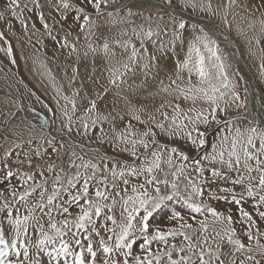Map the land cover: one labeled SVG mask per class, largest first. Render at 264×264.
<instances>
[{"label": "snow or ice", "instance_id": "obj_1", "mask_svg": "<svg viewBox=\"0 0 264 264\" xmlns=\"http://www.w3.org/2000/svg\"><path fill=\"white\" fill-rule=\"evenodd\" d=\"M30 2L35 5V9L29 8L28 3L21 6L19 0H6L5 11H0V19H4L5 12H8L19 21L24 31H28L29 17L25 15L27 12L36 16L42 27L51 35L52 29L46 22L47 17L40 11L41 5L38 0H30ZM181 3L184 9L190 7L195 11L199 8L200 11L209 14H218L213 10L210 0L207 4L203 3V0H181ZM114 4L115 0H75V2L49 0V6L58 10L61 17L59 21H56L55 17L52 19L60 23L61 27L67 25L71 28L76 25L81 32L85 27L89 30L95 27L93 16L96 20L104 16L111 18L117 14V9L128 8L123 2L113 7ZM235 4L236 0H228L227 5H221L225 17L228 8ZM155 7L173 22L171 38L167 43L161 41L159 47H155L157 41L153 37L158 38L161 31L168 27L164 25L161 28V25L157 24L155 29L151 26L147 30L142 26L139 31L136 28L132 29L136 39L140 41L139 48L131 39L117 41L126 52L130 47L127 61H117L116 65L108 68L107 85L99 86V91L95 93L96 98L89 101V106L84 109L86 115L81 118V127L85 135L88 134L90 127L88 119H91V127H94L98 120L111 118L115 121L117 117L120 121L124 120V116L119 113L116 117L97 115L95 118H92V113L98 107L97 100H104L108 95L110 91L108 86L120 89L121 84L126 82L124 76L132 70L131 65L136 64L138 60L147 59L148 62L143 64V68L150 70L155 67L157 76L161 72L167 74L171 71L174 78L173 75H168L169 85L165 86L163 81L160 83L161 91L168 93L172 100L161 103L155 112L147 115V120H142L137 114L143 112L144 108H137L131 99L125 97L132 118L145 126L143 131L138 132L133 129L131 123H128L123 131L114 134V140L119 142L117 144L119 151L128 153L132 160L109 157L98 149L90 150L94 155L85 159L84 155L75 150L77 145L69 144L67 141L57 147L58 137L61 134L70 136L73 132V116L77 111L75 97L79 95V89L74 91L71 97L63 95L51 73L43 62H40L44 75L48 76L56 92L52 99L66 117L67 124L62 129H56V134H53L50 121L41 116L42 123L38 133L34 131L36 125L30 120L25 123L23 119L20 125H16L11 130L14 136L27 145H32L34 141L38 143L30 151L23 153V159L20 158L19 153H15L18 168L28 165L25 171L13 173L10 157L14 153L11 150H5L3 159L0 160V165H3L0 182L13 198L18 195L19 201L28 209L27 215L17 214L13 218L8 203L0 208V212H5L7 224L15 233V238L9 243L5 239L3 221H0V245L4 246L3 250H0V264H5L4 258L8 256L9 248L17 247L20 236L27 235L29 221L38 220L35 216L36 211L44 212L48 216L51 229V232H48L43 226L40 227L37 245L43 248L46 245H55L59 240V248L54 247L53 251L57 256L71 255L73 257L71 264H264V243H261L264 231L257 227L253 214L246 211L243 206V203L250 199L252 208L256 210V216L260 221H264V211L259 210L264 206V128L258 129L240 124L245 113L235 117L229 116L227 119L220 118V115L226 113L233 104L238 109L246 110L247 98L245 95V98L241 99L237 90L239 85L233 78L237 73L230 72L232 67L228 59L230 54L220 47L218 39L215 38L214 26L199 27L198 21L186 18L183 11H177L172 0H159ZM246 7L260 10L264 8V0ZM127 15L131 17L134 13L129 9ZM121 22H124V19ZM258 22L260 32L264 33V14ZM225 23H227L226 19ZM255 23L256 21H253L249 26L254 27ZM189 24L192 31L186 37L184 33ZM8 27L11 30L12 25L9 23ZM31 28L33 32L39 31L35 22L32 23ZM70 34V32L66 33V36ZM56 39L52 36L54 42ZM0 41L8 45L6 48H0V51L6 53L12 64H16L13 48L6 40L4 32H0ZM146 41L154 46V51L150 54ZM256 42L259 44L260 40L257 39ZM61 46H69L67 39ZM89 48L93 52L96 51L91 44ZM72 50L75 51L74 46ZM260 51V75L264 77V49ZM103 52L105 57L115 55L107 41L103 44ZM157 52L160 53L159 56L156 55ZM169 54L172 57L171 69L165 62L169 59ZM118 80L120 83H117ZM142 88L143 84L136 90ZM244 91L247 94L248 89L245 88ZM155 95L156 93H148L149 97ZM31 96H34L48 112H53V108L41 100L35 92H31ZM57 97H62L65 104L61 105ZM173 101L190 102V106L184 108L181 103ZM14 103L18 110L23 111L18 101ZM166 107L171 109V114L164 110ZM261 108L264 109V105H261ZM157 113L160 119H157ZM8 115L12 116L15 113L10 112ZM247 115L252 114L247 113ZM260 116L264 121V111ZM252 118L255 119L254 116ZM213 124L216 125L215 129L212 127ZM153 127L163 134V142L157 138V132ZM25 133H27L26 140ZM97 139L103 143V136ZM13 144L16 148L21 147L16 141H13ZM65 147L70 151L68 163L69 168L75 169L74 172L67 171L62 163L47 161L38 163L34 160V158L43 160L45 156L50 158L53 153L59 158L60 149ZM209 147L211 151L208 150ZM77 160L80 163H76ZM109 160L111 167L108 164ZM177 160L182 162L177 163ZM216 165L237 172L238 175L231 180V183L244 187V193H241L239 198L233 188L219 189L221 192L231 194V203L237 206L236 220L231 210L225 214L203 202H194L193 197L205 195V186L211 190L217 178L224 175ZM241 168L246 175H239ZM206 171H210V178L205 176ZM192 172L196 173L197 178L192 177ZM12 179H16L24 186L23 191L17 192L15 185L11 183ZM182 183L184 190L190 189L187 195L181 189ZM0 195L3 193L0 192ZM210 198L228 202V196H216L215 193ZM177 206L190 213L199 214L204 219L197 221L196 216L193 215L191 219L198 224V227L194 228ZM70 209H78V211L73 215ZM117 209H119V219ZM53 212L64 218L56 220ZM209 215L212 217L211 221L208 219ZM164 220L175 221L177 226L161 227ZM236 223L245 226L244 235L250 242L247 245L237 237L234 227ZM217 224L221 225L219 230L215 227ZM73 228L76 231H73ZM137 234L141 238L139 241L136 238ZM65 237L73 241L80 250L72 251ZM177 237L182 238L180 244L170 242V238L174 241ZM108 241L113 243L109 244ZM252 241H255L254 246ZM154 243L163 247L153 249ZM136 247L139 248V254L134 255ZM251 253H258L260 259ZM27 255L25 251V256Z\"/></svg>", "mask_w": 264, "mask_h": 264}, {"label": "rangeland", "instance_id": "obj_2", "mask_svg": "<svg viewBox=\"0 0 264 264\" xmlns=\"http://www.w3.org/2000/svg\"><path fill=\"white\" fill-rule=\"evenodd\" d=\"M121 1L122 0H115V4L113 6L117 5ZM155 1L159 2V0H155ZM19 2L21 6H23L24 3H28L29 8L35 9V5L31 3L30 0H19ZM38 2L41 5L40 11H42L45 17H47L46 22L48 23L49 28L52 29L51 35H49L48 31H46L42 27L40 22L37 20L36 16H33L27 12H25V15L29 17L27 20L28 31H24L19 21L14 19L8 12H5L4 19H0V32L5 33L6 40L11 44L13 48L14 58L16 59L15 53L19 51V49L17 48H20L22 54L25 55L23 58L22 57L20 58L21 59L20 62L18 61V59H16V64H13V67L7 66L4 63L3 65L0 62V80H2L5 83L7 82L8 85H10L11 87H15L16 84L19 85L21 82L24 84V82L27 81L28 83H30L29 89H32L29 90L30 96L29 95L17 96L14 95L13 92L0 90V121H2L1 119L7 116L10 112L18 109L16 103H14V101H18L21 108L32 111L35 110L39 112V113L36 112V115L37 114H40L41 116L43 115L42 117L46 119L51 118L50 123L51 121H54V123H51L53 132H55L56 129L64 128V125L67 124L66 117L63 116V114L61 113L59 108H57L55 102L52 99V96H55L56 92L52 87L51 81L49 80L48 76L44 75V69L41 68L40 65V62L42 61L43 64L46 66V69L51 73L52 77L54 78L56 85L60 87L63 95H67L71 97L72 93L77 89H79V95L75 97L77 102V111L73 116V123H72L73 132L71 133L72 138H75L76 141H78L81 144L94 145L110 156H115L117 158L124 160H132V157H130L128 153H121L119 151V148L117 147V144L119 142L114 140V134L116 132L123 131L128 123H131L133 129L138 132L143 131L145 126L141 125L138 121L132 118L125 97L127 96L129 99H131L133 104L137 108H144L143 112H138L137 114L141 116L142 120H147V115L151 112H155V109L158 108L161 103L167 100H172V97L169 96L168 93L161 91V83H160L161 81H163V84L165 86L169 85L170 81L168 80L167 77L168 75H173L171 71H169L167 74L161 72L157 76L155 67H152L150 70H146L143 68V64L148 62L147 59L138 60L136 64L131 65L132 70L129 71L124 76V80L126 82L121 84L120 89H116L114 86L111 85L108 86L110 89L108 95L105 97L104 100H97L98 107L96 111L92 113V118H95V116L97 115L116 117L117 114L119 113L121 116H124V120L120 121L118 117L115 121L111 120V118L109 120H98L96 125L94 127H91V119H88L87 122L89 123L90 127L88 130V134L85 135L83 128L81 127V118H83L86 115L84 109L89 106V101L91 99L96 98L95 93L96 91H99V86L107 85V81L109 77L108 68L111 67L112 65H116L117 61H127L128 54L130 53L131 49L129 47L128 52H126L125 49L120 46V43H117V41L123 42L125 40L131 39L133 43L136 44L137 48H139L140 41L137 40L135 35L133 34L132 32L133 28H136L137 31H139L141 26L145 30H147L149 26L155 29L157 24L161 25V28H163L164 25H167L168 26L167 29L161 31V34L158 38L153 37V39L157 41L155 47L158 48L161 41L167 43V41L171 38V30H172L173 22L164 12H160L159 10H154V11H150L149 9L139 10L128 6V8L119 10L117 14L111 18L104 16L100 20H96L95 16H93L92 21L95 27H93L91 30L85 27L84 31L81 32L79 27L76 25H73L71 28H69L67 25L61 27L60 23H56L52 18L55 17L56 21H59L61 20V17L58 10L51 8L49 6V0H38ZM54 2H58V0H54ZM172 2H173V6L176 7L177 11H183L189 13V15L195 17L196 16L203 17L206 20L213 21L215 24H217V26H219L222 30H224L226 34H228L230 38H232L234 43L239 48V51L241 52V56L245 61L247 68L249 69V73L252 76L253 79L252 82L254 85L256 84L255 91L257 92L254 91L256 97L250 96V98L248 97L249 99L247 98L248 101H247L246 110L242 108L238 109L233 104L232 106L229 107V110L226 113L220 115V118L227 119L229 116H235V115L237 116L240 113H245V118H247L246 117L247 113H251L252 114L251 116L252 117L254 116L256 120L259 121L262 120L260 113L264 111V109L261 108V105H264V99H263L264 77L260 75V64H261L260 50L264 49V33L260 32V25L258 21L262 17V14H264V8H261L260 10H256V8L254 7H246V5L259 4L260 0H236V4L233 5L231 8H228L226 17L224 14V8L221 5H227L228 0H210L213 6V10L218 13L215 15L209 14L206 11H200L199 8H197L195 11H193L190 7L184 9L181 0H172ZM208 2L209 0H203V3L205 4H207ZM5 3H6L5 0H0V11H5L4 9ZM129 9L134 13V15H132L131 17H128L127 15ZM122 19H124V22H121ZM225 19L227 23H225ZM253 21H256L255 26L250 27L249 25ZM33 22L36 23V27L39 29V31L33 32L31 28ZM9 23L12 25L11 30H9L8 27ZM69 24H71V20H69ZM191 31H192L191 25L189 24L187 26V30L185 31L184 35L188 37V33H190ZM69 32L71 34L66 36V33ZM124 33H127V35H124ZM197 34L199 33L197 32ZM52 36H55L57 38L55 42L52 40ZM215 36H217L216 33ZM65 39H67L68 41V45H69L68 47L61 46L64 43ZM257 39L260 40L259 44H257L256 42ZM106 41L109 43L110 49L115 55L109 57V60L107 59L105 61V59L103 60V58H99V57L101 56L105 57L103 52V44ZM89 44H91L92 48L96 49L95 52L91 51V49L89 48ZM7 46L8 45L4 41H0V48H6ZM73 46L75 47V51L72 50ZM146 47L148 48L149 54L154 51V46L151 44V42L146 41ZM220 47L225 51L224 46L222 44H220ZM232 50H231V56H232V52L236 53L235 50L233 51ZM5 54H6L5 52L0 51V59L3 60L6 59V61L10 62V59L8 57H5ZM95 55H97V57ZM156 55L159 56L160 53L157 52ZM180 58L181 59L183 58L182 54ZM170 59H172V57L169 54V59L165 61L166 63H168L169 69L173 67L172 64L170 63ZM228 59L232 65L230 72L237 73V75H235L233 78L237 80V83L239 85L237 90L241 96V99H244L246 95L244 91V88H246L245 87L246 84H243V80L241 76L238 74L235 65L232 63L230 56H228ZM34 61L36 62L34 63ZM84 61L85 62L87 61L88 63H86L85 65ZM92 61L94 62L92 63ZM98 62L99 64H102L100 66L104 68L105 74L103 75L102 72H99V70L95 71L96 68L101 69L100 67H98L99 65ZM104 63H107L106 65L108 67L106 65L104 66ZM89 64L91 65L89 66ZM34 68L36 69V71ZM33 70L35 71V73ZM146 72L147 75H145ZM99 77H101V79ZM8 78H10L11 80H8ZM27 79H29V81ZM93 80L96 81V83H93L92 82ZM12 83L14 84L12 85ZM33 83L36 84V86ZM117 83H120V81L118 80ZM23 84L22 86H26ZM141 84H143V88L137 91L136 89ZM81 85L83 86L81 87ZM42 86H45L44 87L45 93L43 92ZM40 87L42 90L39 89ZM92 87L94 89H91ZM30 92H35L37 96L41 98V100H43L50 107L53 108V112H48L47 109L43 108L41 103L38 102L36 98L32 96L34 98L33 99L31 97ZM117 92H119V95H117ZM148 93H156V95L154 97H149ZM46 95L49 97H46ZM101 95H103V93H101ZM43 97L45 99H48L46 100L47 102L45 101V99H43ZM57 99L60 100L61 105L65 104V101L62 99V97H57ZM173 102L181 103V106L184 108L190 106V102H183V101H173ZM70 107L71 105H69V108ZM164 110L168 111L169 114H171L170 108L166 107ZM156 115H157V119H160L159 114L157 113ZM252 120L253 119H251V121ZM240 124H243V126L246 127L252 126L258 129L262 128L260 126L246 124L245 122L242 121H240ZM237 126H239V124ZM3 127H0V129ZM212 127L213 129H215L216 125L213 124ZM153 130L157 132V138L161 139L163 142V134H161L159 130L155 129L154 127ZM101 136H103L104 138L103 143H101L97 139V137H101ZM13 141H16V143H20L21 147L16 148L15 145L13 144ZM36 143H38V141H34L32 145H27L21 139L13 140L11 137H8L7 135L0 133V160L3 159L5 150H11L14 153V155L10 157V164L13 173L25 171L28 169V165L25 164L23 168H18L16 164L15 153H19L20 158L23 159V153L28 152L30 151V149L34 148L36 146ZM60 143L62 142L57 141V147H59ZM169 143L171 146V142ZM208 150L211 151V148L209 147ZM140 151H143V149H140ZM77 152L81 154V152L79 151ZM69 155H70V151L65 147L60 149L59 158H57L56 154L53 153L50 158L48 156H45L43 160H41L40 158H34V160L38 163H44L45 161L55 162L56 164L62 163V166L67 171L74 172L75 171L74 168H69V163H68ZM84 156L85 159L91 157L88 155H84ZM181 162L182 161L177 160V163H181ZM76 163H80V161L77 160ZM108 164L109 167H111V161H108ZM205 167L206 168L208 167L207 162H205ZM216 167L220 171H222L224 175L220 178H217V182L212 186L211 190H209L205 186L204 187L205 195L203 197H193L194 202L196 203L203 202L210 207L217 208L218 211L225 212V214H227L228 211L231 210L233 218L234 220H236L238 219L237 206L231 203V194L221 192L219 191V189L225 187L233 188L235 194L239 198L240 194L244 193V187L241 185H233L231 183V180L238 175L237 172L229 171L225 168H221L220 165H216ZM189 170H191L190 165H189ZM2 175H3V165H0V177H2ZM191 175L193 178H197L195 172H192ZM239 175H246L245 171L242 168L240 169ZM205 176L210 178L211 177L210 171H206ZM169 179L172 178L169 177ZM11 183L15 185L18 193L20 191H23L24 186L21 183H18L16 179H12ZM50 187L51 186L49 185V188ZM181 189L182 191L185 192V195H187L188 191H190V189L189 190L183 189V183L181 184ZM0 192L3 193V195H0V208H2L5 203H8L13 212V218H15V215L17 214L21 216L28 214V209L19 201V196L17 195L15 198H13L10 192H8L5 189V186L2 182H0ZM213 193H215L216 196H228V202H225L224 200L211 199L210 197ZM33 200H35V197H33ZM251 205H252V201L250 199H247L246 202L243 203L245 210L252 213L254 219H256L257 227L261 231H264V221L259 220V217L256 216V210H254ZM177 208L181 210V214L185 217L188 223L193 224L194 228L198 227V224L196 223V221L191 219L193 215L196 216L197 221L200 219H204V217L200 216L199 214H193L184 209H180V206H177ZM17 210L19 211L17 212ZM259 210L264 211V206H261ZM46 211L47 210H45V212ZM77 211L78 209H70V212H72L73 215ZM118 213H119V209H117V218L119 219ZM35 216L38 218V220L29 221V229L27 235L20 236V238L17 240V247L15 249L9 248L8 256L11 254V251H13L14 254L22 252L24 257L22 256L21 258L29 259L26 260L25 264H31L32 262H36V264H39L40 262L42 263L45 257L55 253L53 251L54 247L59 248V240L56 242L55 245H46L43 248L37 245L36 241L40 237V227L43 226L44 230L48 232H51V229L49 228V218L44 212L36 211ZM53 217L56 220H61L64 218L62 215L56 212H53ZM208 219L211 221L212 217L209 215ZM0 221H3V227L6 232L5 239L8 240L9 243H11V240L15 238V233L14 230L11 228V226L7 224L5 212H0ZM172 226H177V222L164 220L161 223V227L166 228ZM215 227L219 230L221 225L217 224L215 225ZM234 227L236 228L237 231V237L240 238L241 241L246 245L250 243L247 240L246 236L244 235L245 226L240 223H236ZM73 231L76 230L73 228ZM209 231L211 232V225ZM255 231L256 228L254 227L253 228L254 234ZM136 238L138 241L141 239L139 237V234H137ZM65 239L68 240L67 237H65ZM170 242L180 244L182 242V238L177 237L174 241L171 240L170 238ZM68 243L72 251L80 250L79 247L76 246L73 241L68 240ZM108 243L111 244L113 243V241H108ZM209 243L210 244L212 243L211 238L209 239ZM251 243L254 246L255 241H252ZM261 243H264V238L261 239ZM162 247L163 245H159L155 243L153 244V249L162 248ZM3 248L4 246L0 245V250H3ZM25 251H27L28 254L27 257L25 256ZM133 254L134 255L139 254L138 247L134 249ZM251 255H255L257 259H260L258 253H251ZM59 260L63 261L64 264H71L73 257L71 255L65 257L64 255L61 254Z\"/></svg>", "mask_w": 264, "mask_h": 264}, {"label": "bare ground", "instance_id": "obj_3", "mask_svg": "<svg viewBox=\"0 0 264 264\" xmlns=\"http://www.w3.org/2000/svg\"><path fill=\"white\" fill-rule=\"evenodd\" d=\"M121 2L127 4L129 7L131 8H136V9H139V10H146V9H149L150 11H154V10H157L158 8L155 7L156 4H158L159 2L155 1V0H122ZM120 2V3H121ZM120 3H118L117 5H119ZM143 5V6H141ZM116 6V5H115ZM113 6V7H115ZM120 9H117V12L119 11ZM186 18H190L191 20L193 21H198V26L200 27H205V26H208V27H213L214 26V29H215V33L216 35L218 34V36H222L223 37V40H222V45L224 46V49L227 53H229L230 55V58L232 60V63L235 65L236 67V70L238 72V74L241 76L242 80H243V84H246L245 87L248 89L247 91V94H246V98H250V96L254 97L256 94L255 92V85L253 84L252 82V76L251 74L249 73V69L247 68L246 64H245V61L243 60L242 56H241V52L239 51V48L237 47V45L234 43V41L232 40V38H230V36L228 34H226V32L224 30H222L219 26H217V24H215L213 21L212 22H209L207 21L205 18H195V16H192V15H188L186 16ZM217 37V36H215ZM227 37V39H226ZM229 40L232 42V45L229 44ZM81 46V45H80ZM71 48V47H70ZM235 50V52H232V56H231V50ZM70 50V49H69ZM79 50V48H78ZM232 50V51H233ZM70 53V52H69ZM4 56V55H3ZM97 57V55H95ZM99 58H103V60L105 59V61L108 59L109 60V57H99ZM65 59V58H64ZM71 59V57H70ZM97 59V58H96ZM88 61V60H87ZM85 62V65L86 63L88 62ZM97 61V60H96ZM29 62V61H27ZM94 61H92L93 63ZM68 63V62H67ZM108 63V62H107ZM107 63H104V66L107 64ZM83 64V63H81ZM99 64V62H98ZM110 64V63H109ZM91 64H89L90 66ZM102 64H99L98 67H100L101 69L99 68H96L95 71H98L99 72H102V75L105 74L104 72V68L102 66H100ZM107 66V65H106ZM13 67V66H12ZM93 67V66H92ZM108 67V66H107ZM15 68V67H14ZM13 68V69H14ZM32 68V67H31ZM35 69V68H34ZM91 69V68H90ZM94 70V69H93ZM2 71V70H1ZM18 71V70H17ZM30 71V69H29ZM32 71V70H31ZM34 71V70H33ZM36 71V69H35ZM34 71V73H35ZM12 72H15V71H12ZM40 73V72H39ZM91 73V72H90ZM14 74V73H13ZM20 74V73H19ZM38 74V73H37ZM94 74V73H93ZM98 74V73H97ZM96 74V75H97ZM101 74V73H99ZM29 75V74H27ZM21 76V75H20ZM23 76V75H22ZM101 76V75H100ZM11 77V76H10ZM24 77V76H23ZM34 77V76H33ZM36 77V76H35ZM97 77V76H96ZM102 77V76H101ZM101 77H99L101 79ZM23 79V78H22ZM40 79V78H39ZM8 80H11L10 78H8ZM29 81V79H27ZM43 80V79H42ZM94 81V80H93ZM92 81V82H93ZM32 82V81H31ZM43 82V81H41ZM36 83V82H35ZM98 83V81H97ZM14 83H12L13 85ZM22 82L18 85L16 84L15 87H11L10 85H8V83L6 82H3L2 80H0V90H4V91H10V92H13L14 95H17V96H20V95H29V90H32V89H29V84L27 81L24 82L23 85H26V86H22ZM34 84V83H33ZM31 84V85H33ZM36 86V84H34ZM34 86V87H35ZM45 86H48V85H45ZM45 86H42L43 87V92H44V87ZM88 86V85H87ZM96 86V85H95ZM250 87V88H249ZM88 88V87H86ZM252 88V89H251ZM40 90L41 87L39 88ZM91 89H94L93 87ZM245 89V88H244ZM20 90V91H18ZM255 91V92H254ZM49 92V91H48ZM94 92V91H92ZM45 93V92H44ZM31 94V92H30ZM39 94V93H38ZM54 94V93H53ZM37 95V94H36ZM49 95V94H48ZM30 96V95H29ZM41 96V95H40ZM52 96V95H51ZM260 96H261V93H260ZM32 97V96H31ZM34 97V96H33ZM32 97V98H33ZM46 97H49L46 95ZM53 97V96H52ZM256 97V96H255ZM258 97V96H257ZM35 98V97H34ZM33 98V99H34ZM248 98V99H249ZM260 98V97H259ZM23 99V98H22ZM43 99H45L43 97ZM247 99V101H248ZM264 99V98H263ZM262 99V100H263ZM48 100V99H45V101ZM47 102V101H46ZM52 102V101H51ZM261 102V101H260ZM35 112V113H34ZM36 112L38 111H32V110H26V109H23V111H20L18 112V114L14 117V120L12 119L11 121L9 120L8 116H5L3 119H1L2 121H0V127H3L0 129V133L1 134H5L7 135L8 137H11L13 140H18L20 138L14 136L12 134V129L16 126V125H20L21 124V120L23 119L25 121V123H27V121H31L32 124L36 125V129L34 130L36 133L39 132V127L42 123L40 117L41 115L40 114H37L36 115ZM39 113V112H38ZM43 116V115H42ZM51 116V115H50ZM236 116V115H235ZM249 120L253 119L252 116H246ZM51 119V118H50ZM50 119H47L50 121ZM5 121H7V124H5ZM253 122H256L258 124H264V121L262 120H252ZM52 122V121H51ZM7 125V126H6ZM50 126H51V123H50ZM21 128H23V125H21ZM62 128V127H61ZM53 134H56L55 132H53ZM27 138V133H25V140ZM58 141L59 142H64V141H67V143L69 144H76L77 147H76V151H79L81 152V154H84V155H88V156H92L94 155L93 152H91L90 150H93V149H98L101 153H103V151L101 149H99L98 147L94 146V145H85V144H81L79 143L78 141H76L75 138H72V136L70 135H63L61 134V136L58 137ZM111 161V160H109ZM24 257V255L22 254V252H19V254H14L13 251H11V254L9 256H7L5 258V264H25L26 260H29V259H24V258H21V257ZM62 257V256H61ZM60 259V255L57 256L55 253L52 254V255H49L47 257H45L43 259V262L39 263V264H64L63 261L59 260ZM59 262V263H58ZM66 262V261H65ZM33 263V262H32ZM31 263V264H32ZM70 263V262H69Z\"/></svg>", "mask_w": 264, "mask_h": 264}, {"label": "water", "instance_id": "obj_4", "mask_svg": "<svg viewBox=\"0 0 264 264\" xmlns=\"http://www.w3.org/2000/svg\"><path fill=\"white\" fill-rule=\"evenodd\" d=\"M157 10H158V9H157ZM184 15H185V17H186V16L189 15V13L184 12ZM195 18H197V16H196ZM199 18H202V19H203V17H199ZM207 21L212 22V21H210V20H207ZM216 38L218 39L219 43L221 44V43H222V40H223V37H222V36H218V34H217V37H216ZM226 39H227V37H226ZM229 44L232 45V42L229 41ZM22 109H23V108H22ZM18 112H20V110H18V109H17V110H13L11 113H15V115L8 116L9 120L11 121L12 119H14V117L16 116V114H17ZM237 116H238V115H237ZM232 117H235V116H232ZM241 121H242V122H245L246 124H249V125H255V126H260V127L264 128V124H258V123L253 122V121H251V120H249V119H247V118H245V117H244V119H242ZM6 126H7V125H6ZM103 154H106V153L103 152ZM106 155H108V154H106ZM108 156H109V157H115V156H110V155H108ZM116 158H117V157H116ZM117 159H120V158H117ZM121 160H124V159H121Z\"/></svg>", "mask_w": 264, "mask_h": 264}, {"label": "crops", "instance_id": "obj_5", "mask_svg": "<svg viewBox=\"0 0 264 264\" xmlns=\"http://www.w3.org/2000/svg\"><path fill=\"white\" fill-rule=\"evenodd\" d=\"M6 1V0H5ZM17 49H19V51L18 52H14L15 54H16V59H18V61L20 62V58L22 57H24L25 55H23L22 54V52H21V50H20V48H17ZM4 57V56H3ZM5 57H7V55L5 54ZM0 62H1V64H6L7 66H13V64L12 63H10L9 61H6V59L5 60H3V59H0ZM3 64V65H4ZM10 64V65H9Z\"/></svg>", "mask_w": 264, "mask_h": 264}]
</instances>
